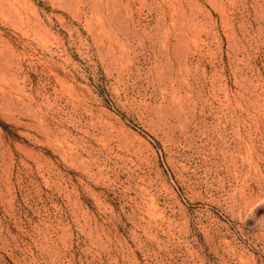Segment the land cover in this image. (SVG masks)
Segmentation results:
<instances>
[{"label": "rangeland", "instance_id": "rangeland-1", "mask_svg": "<svg viewBox=\"0 0 264 264\" xmlns=\"http://www.w3.org/2000/svg\"><path fill=\"white\" fill-rule=\"evenodd\" d=\"M0 264H264V0H0Z\"/></svg>", "mask_w": 264, "mask_h": 264}]
</instances>
